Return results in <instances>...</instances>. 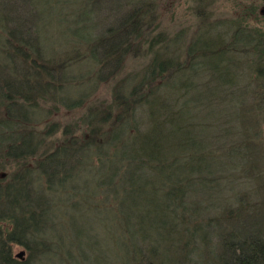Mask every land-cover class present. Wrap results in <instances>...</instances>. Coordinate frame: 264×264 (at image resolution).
Wrapping results in <instances>:
<instances>
[{
  "label": "trees",
  "instance_id": "1",
  "mask_svg": "<svg viewBox=\"0 0 264 264\" xmlns=\"http://www.w3.org/2000/svg\"><path fill=\"white\" fill-rule=\"evenodd\" d=\"M89 1L43 0L48 8L58 9L60 18L76 26L75 32L81 35L100 11L89 8ZM32 2L38 23L43 20L37 10L40 3ZM151 3L144 0L140 6H131L136 15L129 24L125 20L113 30L116 36L108 32L112 29H104L92 48L88 46L91 35L79 36L70 50L64 49L57 56L43 50L35 35L37 24L34 31L29 30L30 20L16 14L18 10L9 12L5 0H0V264H31L40 255L70 257L71 249H60L66 242L61 232L69 231L59 215L66 203L91 214L83 216V220L88 219V229L83 223L77 242L81 243L86 230L93 239L89 248L98 247L100 240L93 230L100 223L115 238L113 247L121 252L118 259L123 264H264V238L259 237L264 235V226L256 228L255 235L244 234L247 226L259 225L262 217L258 207L248 209L241 204L234 210L222 206L220 211L216 208V214L213 199L218 193L216 197L221 200L224 191L236 197L233 190L237 178L243 179L242 171L245 180L262 182L259 172L253 170L264 165L260 161L264 160V139L253 135L256 117L244 113L254 114L255 108L226 104L220 88L229 83L216 64H207L202 56L198 63L210 66L219 87L212 83L211 88L205 82L201 89L189 92L190 86L184 82L187 73L174 70L184 64L176 61L174 67L166 53L163 43L167 35L162 31L152 35L149 30ZM61 6L68 8L74 20L60 11ZM119 36L122 38L115 42ZM141 42L150 50L157 46L144 70L120 78L107 106L87 104L86 89L108 79L109 72V77L116 76L121 60L139 52ZM82 45L98 62L96 71L83 66ZM224 47L221 43L214 49ZM226 62L219 59L220 69L228 70ZM256 63L260 68V61ZM104 68L110 70L103 72ZM258 89L255 94L260 101L264 92L260 96ZM43 103L55 106L44 113L39 109ZM61 105H85L81 117L84 129L79 136L68 130H64L63 138L54 135L56 122L46 119ZM224 111L226 121L239 123L234 126L239 137L232 135L233 128L216 122ZM43 122L45 125H40ZM233 161L241 171L238 175ZM9 167L10 174L2 171ZM100 195L105 203L96 200ZM142 198H152L145 222L137 213ZM155 198L160 202L155 203ZM100 204L110 207L113 215L124 217L129 226L122 228L119 219L100 216L95 212ZM75 215L69 213L68 218L73 220ZM131 217L134 219L129 220ZM210 227L220 231L214 246L206 231ZM43 236L47 242L41 241ZM14 245L23 247L25 254L19 252L17 256ZM100 249L105 252L104 247Z\"/></svg>",
  "mask_w": 264,
  "mask_h": 264
},
{
  "label": "rangeland",
  "instance_id": "2",
  "mask_svg": "<svg viewBox=\"0 0 264 264\" xmlns=\"http://www.w3.org/2000/svg\"><path fill=\"white\" fill-rule=\"evenodd\" d=\"M35 1L40 3L37 10L39 14H42L41 17L43 18V20H40L38 23L36 22V6L32 0L27 3L25 0H5L6 9L9 10V12L18 10L16 14L19 15L20 13V16L21 14L26 16L27 20H30V22H28V25H30L28 26L29 30L34 31L35 25L37 24L35 35L38 36V39L42 43L43 50L47 54L59 56L58 54L65 51L64 49L70 50V47L77 43L79 36L91 35L92 40L88 46L92 48V45L95 44L96 39L101 36L104 29L106 31L110 28L112 30L108 32L113 33V30L123 25L125 20L129 24L131 21L130 18H134L136 15V12L133 14V8L135 7L131 6H140L144 0L89 1L87 4L89 8L91 7L92 9V7H94V9L97 8L100 9V11H97L93 15L94 23L91 22L90 29L88 28L87 31H83L85 34L82 35L75 32L76 26L66 23L65 20L60 18L59 12H57L58 9L52 10L53 8H48L43 0ZM150 2H152L150 7L153 18L150 21L151 25L149 30L151 32L153 31L152 35H156L161 31L164 36L167 35V41L164 40L163 43L165 44L166 53L170 56V60L174 61V63H171L174 67L177 65L175 64L176 61H179L178 63L180 64H184V67H176L174 70L187 73L184 82L189 84V92L192 93L196 89H201L203 86L200 85L205 82L211 88H213L212 83H216L215 85L218 84L217 79H214V75L210 71V66L198 63L199 56H202L205 58L207 64H216L214 66L218 69L217 71L220 72L221 70L222 73H224L222 76L229 84L221 86L220 89L222 90L221 99L226 102V104L227 102L232 103L234 105L233 107H239L238 109L245 105H247V107L250 105L255 108V113L253 114V112H251L253 115L247 111L244 113H247L248 116L256 117V121L254 120L253 122L254 128H256L253 129L255 132L253 135L264 139V98L258 101L259 99L255 94V89L258 88L260 89H258L259 95L261 91L264 92V0H150ZM148 9L146 10L149 11ZM60 11L68 14V8L66 6H61ZM13 14L14 13H12V15ZM148 14H150V12ZM131 15L132 17H130ZM67 17L74 20L70 13ZM133 24H135L134 21ZM147 33L150 35L148 29ZM113 36L116 35L113 33L111 37ZM26 38L29 40V36ZM120 38L122 37L119 36L114 41L116 42ZM221 43L225 45L224 49L215 51L214 48L220 46ZM138 48L140 49L139 52L137 51L134 54L129 53L121 60L118 68L119 71L116 76L109 77L111 76L109 72L108 79L100 80L95 88L86 89V92L89 93V98H87L86 101L87 104L93 103L94 105H98L101 103L107 106L113 98L115 88L118 87L117 82L120 78L125 76L129 78L134 73H141L144 70L150 61L153 51L157 50V46L153 47L152 51L148 49L147 43L141 42ZM190 48H193V50L190 51ZM79 49L84 57L83 66H86L88 69H93V71L100 68L98 62H95L91 57V53L89 52L88 55L86 54V49H84L83 45L79 47ZM158 49L162 52L161 45H159ZM143 51H146V53H143ZM34 58L40 61L38 56L34 55ZM220 58L227 61L228 70L223 68L220 69ZM257 61L261 63L260 68L257 67ZM106 68L103 69V72L110 70ZM173 79L176 80V76H173ZM162 82L163 80L159 81L158 84ZM164 86L165 85L160 86V92L163 91ZM216 87H219V85ZM223 101H220V103ZM50 106L55 105L43 103L39 105V109L43 108L45 113ZM73 108H66L63 105L57 106V109H55L56 111L52 113L51 117L46 119L50 123L51 121L56 122L57 130L54 131V135L63 138L62 135L64 130H68L71 135H80L84 129L81 117L84 114L85 105ZM226 114L227 113L224 111L223 117L218 118L216 122L218 124L221 123L227 128H233L234 133L232 132V135L239 137L241 134L238 133V131L236 133L235 130L237 126L234 128V126L239 123L232 120L226 121ZM50 123L46 124L48 125ZM40 125H45V123L43 122ZM219 153L220 152L217 154ZM260 161L264 164L263 159ZM236 162L233 161V163H235L233 170H236L234 173L238 175V172L241 173V171H239V168H236ZM240 164L245 165L243 162ZM5 168H2V171L10 174L11 168L9 167L7 170ZM253 171L259 172L262 178L259 177L258 179L262 182H259V180L258 182L254 180H245V173L242 171L240 176L243 177V179L240 180L237 178V183L233 190V193L236 192V197H232L231 192L224 191L222 196H220L221 200H218L219 197H216L218 193L213 194V199H216V207L214 208L216 214H218V209L219 211L221 210L219 207L222 206L230 207L234 210L241 206V204H243V206L248 205V209L253 205L258 207L257 212L261 214L262 219L258 226H253L249 229L247 226L245 228V235H255V229L264 226V209H262L264 208V202H262L264 200V165L258 168V170L254 168ZM3 180H6V177ZM89 185L93 188V185H95L94 181L91 180ZM259 185H261V187ZM224 197L229 199L224 200ZM97 199H101L100 201L103 200L104 203L106 202L102 195L97 196L96 200ZM150 199L152 198L139 199L140 209L137 213L138 217L143 219L140 220L141 222H145L144 219L147 218V211L152 206V204L149 203ZM159 200L161 199L155 198L154 202L159 203ZM86 211L87 209H75L71 207L69 203H66V206L60 208L61 214L59 215L61 216L63 227L69 228L68 232L66 229L65 234L63 231L61 232L60 237H65L66 242L65 246H61L60 249H71L72 254L70 257L67 255L64 256V254L58 255L62 257L55 258H46V256L40 255L33 260L31 264H123V262L118 259V254H121V252L118 251V248L113 247L114 243H116L115 238L111 237V232L108 231L107 233V230L104 226L100 225V223H96V229L93 230L95 231L94 234L97 240H100L99 246L97 244L98 247L94 246L89 248L91 247L90 244L93 239L92 234L86 232V230L83 235L81 234V243L77 242V233L83 229V223L84 228L88 229L86 223L88 219L83 220V216L87 217V215L91 214H87ZM95 212L112 221H117V219H119L122 228H124L123 225L129 226L124 217L119 218L120 216L113 215L110 212V207H105L103 204L98 205V210L95 209ZM69 213L76 214V218L73 220L69 219ZM260 214H258L259 217ZM88 218L91 219V216H88ZM132 219L134 218L131 217L129 220ZM228 227L230 228L231 225L229 224ZM109 229L113 231L112 228L109 227ZM206 231L211 234V242L212 246H214L219 240L218 233L220 231L212 229V227L207 228ZM101 233H104V235ZM260 236L264 238V235L260 234L259 237ZM45 238L47 237L43 236L41 238L43 243L47 242L44 240ZM102 247H104L105 252L100 249ZM78 251H80V253ZM13 252L17 254V256L19 252L23 253V255L25 254L23 247L16 245L13 246ZM47 255L52 256L49 253ZM42 256L43 259L41 258Z\"/></svg>",
  "mask_w": 264,
  "mask_h": 264
}]
</instances>
